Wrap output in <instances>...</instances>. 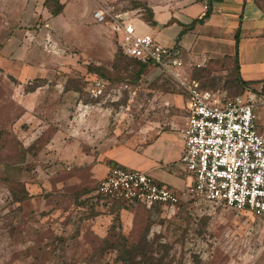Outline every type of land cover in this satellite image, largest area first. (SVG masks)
<instances>
[{
  "label": "rangeland",
  "instance_id": "rangeland-1",
  "mask_svg": "<svg viewBox=\"0 0 264 264\" xmlns=\"http://www.w3.org/2000/svg\"><path fill=\"white\" fill-rule=\"evenodd\" d=\"M169 1L0 0V264H120L125 245L143 251L134 255L141 264H264L262 218L186 190L173 208L100 201L75 160L87 132L128 145L163 95L188 98L158 66L125 56L107 24L88 19L104 7L150 24L149 4ZM58 5L62 15H53ZM182 58L202 87L243 90L231 55L202 67Z\"/></svg>",
  "mask_w": 264,
  "mask_h": 264
},
{
  "label": "built area",
  "instance_id": "built-area-1",
  "mask_svg": "<svg viewBox=\"0 0 264 264\" xmlns=\"http://www.w3.org/2000/svg\"><path fill=\"white\" fill-rule=\"evenodd\" d=\"M93 19L109 23L127 57L158 66L185 89L186 118L181 133V163L190 183L186 193L235 211H248L264 220V131L258 129L257 107L264 97L253 89L228 96L201 87L182 71L173 48L149 33H139L129 12L95 9ZM101 80H93L92 93L101 94ZM100 201L126 205L173 208L181 193L152 175L121 165H111L96 187Z\"/></svg>",
  "mask_w": 264,
  "mask_h": 264
},
{
  "label": "crops",
  "instance_id": "crops-1",
  "mask_svg": "<svg viewBox=\"0 0 264 264\" xmlns=\"http://www.w3.org/2000/svg\"><path fill=\"white\" fill-rule=\"evenodd\" d=\"M149 6L154 15L150 24L131 15L137 31L151 34L168 47L178 39L179 50H174L182 63V54L185 58L197 60L198 67H202L212 56L221 58L229 54L234 57L237 35L239 76L243 81L249 82L253 91L264 97V0H175L173 4L169 1ZM207 11L209 16L203 23L196 22L191 30L184 31L182 24H187L189 19L200 18ZM77 14L76 11L71 13ZM172 17L173 23L165 26ZM88 19L89 23L95 22L103 26L93 16ZM107 25L118 41V35L109 23ZM184 69L183 65L182 71L187 76ZM163 96V106L160 109L154 108L149 120L130 133L128 145L126 142L116 144L111 141H117L115 136L107 138L101 132H94L95 138L89 132L84 134L83 141L87 148L73 159L80 161L86 174V182L95 184L96 187L109 167L116 164L144 171L179 192L186 189L190 179L181 163L184 148L181 129L188 101L185 93H168ZM256 113L258 129L263 132L264 107H257ZM87 127L91 130L94 125L89 124Z\"/></svg>",
  "mask_w": 264,
  "mask_h": 264
},
{
  "label": "trees",
  "instance_id": "trees-1",
  "mask_svg": "<svg viewBox=\"0 0 264 264\" xmlns=\"http://www.w3.org/2000/svg\"><path fill=\"white\" fill-rule=\"evenodd\" d=\"M46 1H47V3H48V1L49 0H45V3H46ZM55 2H58V0H54ZM49 6H51V5H49ZM46 7H47V9L49 8L47 5H46ZM51 8H54L53 6L51 7ZM61 9H62V7H61V5H58V7H57V9H52V14L53 15H57V14H59L60 13V11H61ZM49 10V9H48ZM208 16H209V11H207L204 15H201L200 16V18L199 19H195V21H194V23H196V22H199V23H203L204 22V19L205 18H208ZM238 40H239V38H238V36L236 35L235 36V53H234V63H235V69H236V75H237V79L239 80V82L243 85V90L240 92V93H238V94H241V93H243L245 90H247V89H251L250 88V85H249V82H246V81H243L241 78H240V76H239V65H238V58H237V45H238ZM126 56V55H125ZM130 58H132V57H130ZM134 59H136V58H134ZM138 60V59H137ZM138 61H140V60H138ZM141 62V64L142 65H145V64H152L151 62H142V61H140ZM202 87V86H201ZM204 88V87H203ZM235 95H237V94H235ZM234 96V95H233ZM153 207H160V206H158V205H156V206H153ZM137 248L136 247H134V246H130V245H125L123 248H122V251H121V255H120V257H119V261H120V264H141L140 262H138V261H136L135 260V258H134V255L135 254H139V253H141L142 255H143V251L142 250H136Z\"/></svg>",
  "mask_w": 264,
  "mask_h": 264
}]
</instances>
